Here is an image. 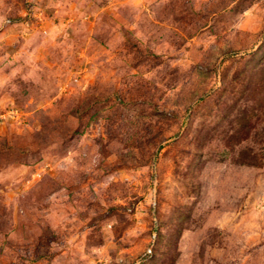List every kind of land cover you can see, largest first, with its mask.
<instances>
[{
	"label": "rangeland",
	"instance_id": "obj_1",
	"mask_svg": "<svg viewBox=\"0 0 264 264\" xmlns=\"http://www.w3.org/2000/svg\"><path fill=\"white\" fill-rule=\"evenodd\" d=\"M0 264H264V0H0Z\"/></svg>",
	"mask_w": 264,
	"mask_h": 264
},
{
	"label": "built area",
	"instance_id": "obj_2",
	"mask_svg": "<svg viewBox=\"0 0 264 264\" xmlns=\"http://www.w3.org/2000/svg\"><path fill=\"white\" fill-rule=\"evenodd\" d=\"M147 252H149V251H147Z\"/></svg>",
	"mask_w": 264,
	"mask_h": 264
}]
</instances>
